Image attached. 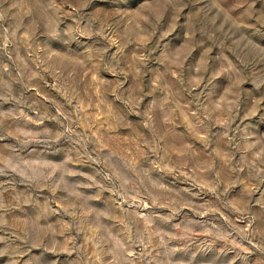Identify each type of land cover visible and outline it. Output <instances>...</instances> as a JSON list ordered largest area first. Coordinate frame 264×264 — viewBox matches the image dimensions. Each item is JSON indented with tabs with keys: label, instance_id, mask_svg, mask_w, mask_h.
<instances>
[{
	"label": "rangeland",
	"instance_id": "1",
	"mask_svg": "<svg viewBox=\"0 0 264 264\" xmlns=\"http://www.w3.org/2000/svg\"><path fill=\"white\" fill-rule=\"evenodd\" d=\"M0 264H264V0H0Z\"/></svg>",
	"mask_w": 264,
	"mask_h": 264
}]
</instances>
